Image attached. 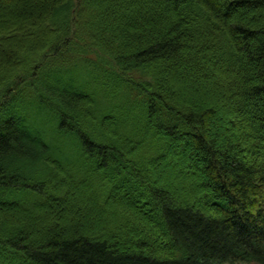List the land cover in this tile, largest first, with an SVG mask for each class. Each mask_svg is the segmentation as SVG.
Masks as SVG:
<instances>
[{
    "label": "trees",
    "instance_id": "1",
    "mask_svg": "<svg viewBox=\"0 0 264 264\" xmlns=\"http://www.w3.org/2000/svg\"><path fill=\"white\" fill-rule=\"evenodd\" d=\"M0 264H264V0H0Z\"/></svg>",
    "mask_w": 264,
    "mask_h": 264
},
{
    "label": "rangeland",
    "instance_id": "2",
    "mask_svg": "<svg viewBox=\"0 0 264 264\" xmlns=\"http://www.w3.org/2000/svg\"><path fill=\"white\" fill-rule=\"evenodd\" d=\"M170 165V164H169ZM171 166V165H170ZM171 170H173V174L176 176L177 172L173 166H171Z\"/></svg>",
    "mask_w": 264,
    "mask_h": 264
}]
</instances>
